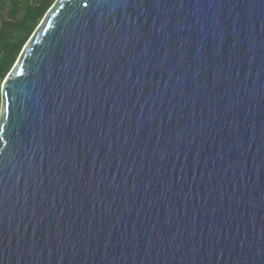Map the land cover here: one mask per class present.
<instances>
[{
  "label": "water",
  "instance_id": "95a60500",
  "mask_svg": "<svg viewBox=\"0 0 264 264\" xmlns=\"http://www.w3.org/2000/svg\"><path fill=\"white\" fill-rule=\"evenodd\" d=\"M5 78L0 264H264V0H55Z\"/></svg>",
  "mask_w": 264,
  "mask_h": 264
},
{
  "label": "trees",
  "instance_id": "16d2710c",
  "mask_svg": "<svg viewBox=\"0 0 264 264\" xmlns=\"http://www.w3.org/2000/svg\"><path fill=\"white\" fill-rule=\"evenodd\" d=\"M55 0H0V83Z\"/></svg>",
  "mask_w": 264,
  "mask_h": 264
},
{
  "label": "snow or ice",
  "instance_id": "6c2138e0",
  "mask_svg": "<svg viewBox=\"0 0 264 264\" xmlns=\"http://www.w3.org/2000/svg\"><path fill=\"white\" fill-rule=\"evenodd\" d=\"M85 7H87V5H85ZM8 111H9L8 94L5 91V85L0 83V113L6 114L8 113ZM3 128H4V125L0 124V129H3Z\"/></svg>",
  "mask_w": 264,
  "mask_h": 264
}]
</instances>
